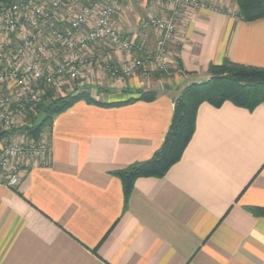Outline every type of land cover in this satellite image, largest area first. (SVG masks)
I'll return each mask as SVG.
<instances>
[{"label":"crops","instance_id":"obj_1","mask_svg":"<svg viewBox=\"0 0 264 264\" xmlns=\"http://www.w3.org/2000/svg\"><path fill=\"white\" fill-rule=\"evenodd\" d=\"M201 1L208 8L178 17L166 71L95 72L79 89L101 103L140 91L153 99L75 102L40 132L48 158H27L16 187L0 184V264H264V102L201 103L180 158L161 177H137L127 199L114 174L160 148L175 98L207 80L210 64L264 68V17L245 21L231 0ZM168 7L118 0L114 24L149 51L156 34L146 16ZM94 51L120 59L103 45Z\"/></svg>","mask_w":264,"mask_h":264},{"label":"built area","instance_id":"obj_2","mask_svg":"<svg viewBox=\"0 0 264 264\" xmlns=\"http://www.w3.org/2000/svg\"><path fill=\"white\" fill-rule=\"evenodd\" d=\"M166 1V15L146 16L145 23L156 34L149 51L115 26L118 0L0 2V130L4 133L0 136V184L16 187L27 158L50 155L47 136L34 139L22 129L49 92L75 93L95 72L123 79L170 67L169 47L178 17L184 10L208 6L201 0ZM97 45L119 54L120 59L109 54L97 58ZM134 51L141 54L136 56Z\"/></svg>","mask_w":264,"mask_h":264},{"label":"trees","instance_id":"obj_3","mask_svg":"<svg viewBox=\"0 0 264 264\" xmlns=\"http://www.w3.org/2000/svg\"><path fill=\"white\" fill-rule=\"evenodd\" d=\"M12 0H0L9 3ZM236 3L238 16L245 21L264 17V0H231ZM208 79L200 83H191L184 87L174 100L173 115L170 126L160 148L145 161L133 163L115 171L122 182L123 193L127 199L133 181L139 176H163L169 167L182 155L190 140L195 126V116L198 106L208 102L220 106L224 101L246 108L264 102V68L234 63L224 59L219 64L208 66ZM155 93L140 91L137 97L126 101L101 103L94 100L86 90H78L65 96H57L49 92L38 106L37 114L43 111L46 119L40 127H29L36 115L31 116L22 127L30 137L38 138L44 128H50L53 117L69 108L79 100L99 105L115 106L135 100H150ZM4 133L0 130V136ZM264 216V208L257 209Z\"/></svg>","mask_w":264,"mask_h":264},{"label":"water","instance_id":"obj_4","mask_svg":"<svg viewBox=\"0 0 264 264\" xmlns=\"http://www.w3.org/2000/svg\"><path fill=\"white\" fill-rule=\"evenodd\" d=\"M46 119V114L43 111H40L35 119L33 120V122L29 125V127H40L41 124L44 122V120Z\"/></svg>","mask_w":264,"mask_h":264},{"label":"rangeland","instance_id":"obj_5","mask_svg":"<svg viewBox=\"0 0 264 264\" xmlns=\"http://www.w3.org/2000/svg\"><path fill=\"white\" fill-rule=\"evenodd\" d=\"M55 95V94H54ZM40 135V134H39ZM39 137V136H38Z\"/></svg>","mask_w":264,"mask_h":264}]
</instances>
